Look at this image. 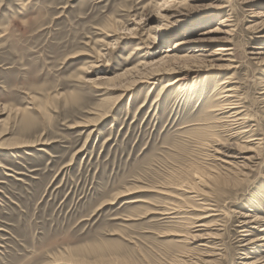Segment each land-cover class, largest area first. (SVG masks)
Instances as JSON below:
<instances>
[{
	"label": "rangeland",
	"instance_id": "rangeland-1",
	"mask_svg": "<svg viewBox=\"0 0 264 264\" xmlns=\"http://www.w3.org/2000/svg\"><path fill=\"white\" fill-rule=\"evenodd\" d=\"M169 1L0 0V264H264V0Z\"/></svg>",
	"mask_w": 264,
	"mask_h": 264
},
{
	"label": "bare ground",
	"instance_id": "bare-ground-1",
	"mask_svg": "<svg viewBox=\"0 0 264 264\" xmlns=\"http://www.w3.org/2000/svg\"><path fill=\"white\" fill-rule=\"evenodd\" d=\"M177 0H171V2H176ZM170 1H169V3H171ZM164 9H165V7H164ZM172 15H174L175 13H178L179 12V10H177V8H175V7H173L172 8ZM176 10V11H175ZM159 18V22L160 23H157L153 28H155V29H153L152 30V32L153 33H155L156 34V29L157 30H159L160 32L162 31V32H166V31H169V27H168V25L165 23V21H164V19L162 20L161 19V17L160 16H158ZM234 20V19H233ZM233 20H231L230 19V17H226V19H224V20H222V21H220L219 22V24H221V25H225V26H231L232 24L231 23H229V22H232ZM205 24V23H204ZM227 24V25H226ZM194 26V25H193ZM234 26V25H233ZM190 28V31H193V27H189ZM224 28V27H223ZM164 29V30H163ZM189 30V29H188ZM188 30H183L184 32H186L187 33V31ZM151 31V30H150ZM227 33H229L230 32V30H228V31H226ZM123 33V32H122ZM170 33H171V31H170ZM168 34H169V32H168ZM146 35V34H145ZM190 41H187L185 38L184 39H181L180 41H178V43H176V45L173 47V48H179V47H185V46H187V45H185V44H187V43H189ZM189 45V44H188ZM145 48V46L144 45H142V44H140V45H138L137 47H136V51H138V50H142V49H144ZM193 48V47H192ZM192 48H190L189 47V49H187V52H189V53H187V55H184V56H179V58H181V59H184V58H187V57H190L191 55V53L193 52V50H192ZM94 49V48H93ZM198 53V52H197ZM181 62V61H180ZM90 68V67H89ZM90 71V70H89ZM168 71V70H167ZM128 77V76H127ZM130 77V76H129ZM120 79H121V77H120ZM180 79L181 78H177V79H175V80H172V81H170L169 83H167V84H165V87L167 88V87H169V86H171V85H173V84H175L178 80L180 81ZM88 80V79H87ZM225 81H223L222 82V84H225L224 83ZM226 82H228V81H226ZM223 92H224V94L222 95V97H223V99H224V102H226V101H231L232 100V98H235L236 97V90L233 88V87H231V86H228V85H226V86H223ZM32 98V97H31ZM239 106L237 105V104H235L234 102H227V103H225V105H223V107L221 108V109H226L225 110V112H227V111H230L231 112V115L229 116V117H237V116H240L241 115V113H238V111H237V108H238ZM223 110V111H224ZM244 111V110H243ZM224 113V112H223ZM240 124V123H239ZM236 127V126H235ZM234 128V127H233ZM16 143V142H15ZM225 154V153H224ZM204 179V178H203ZM198 181H200V180H198ZM166 187V186H165ZM130 194V193H129ZM166 194H168L167 192H166ZM144 201V200H143ZM214 207V206H213ZM174 208V207H173ZM250 215L251 214H243V217H250ZM171 216V215H170ZM208 217V216H207ZM261 220H260V218H251V220L249 219V221H246V220H243L242 221V225H241V232H247L248 231V227L252 224V223H257V222H260ZM201 226V225H200ZM204 226V225H203ZM261 226V225H260ZM251 227V226H250ZM261 230H263L264 231V226L261 228ZM177 234V233H176ZM178 236H185V234H177ZM243 238H244V236H242ZM243 240V239H242ZM257 241H264V236H262V237H259L258 236V238L257 239H253V240H249L248 241V243H251V242H257ZM253 244H257V243H253ZM71 262V261H70ZM259 262V261H258ZM53 263V262H52ZM53 264H58V262H56V260H55V262L53 263ZM67 264H69V263H67Z\"/></svg>",
	"mask_w": 264,
	"mask_h": 264
}]
</instances>
